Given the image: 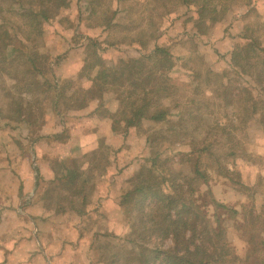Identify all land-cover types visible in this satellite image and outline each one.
<instances>
[{"label": "rangeland", "instance_id": "obj_1", "mask_svg": "<svg viewBox=\"0 0 264 264\" xmlns=\"http://www.w3.org/2000/svg\"><path fill=\"white\" fill-rule=\"evenodd\" d=\"M9 4L0 0V23L8 33L0 50V264H139L134 210L120 207V197L125 178L155 154L183 174L198 162L207 176L200 187L208 213H220L214 201L229 206L220 214L226 242L243 257L249 214L264 211V106L246 120L242 105L236 113L232 103L240 88L264 100V77L260 83L252 73L240 74L230 57L242 49L264 69V0H205L199 9L184 0ZM156 46L166 48L173 62L165 77L171 95L162 100L166 118L155 122L148 113L130 128L117 123L125 157L112 162L117 151L108 148L106 172L81 206L65 175L90 161L80 147L88 145L96 123L82 124L85 116L73 111L87 98L71 94L82 97L100 68L88 69L87 62L99 58L107 68L126 71L130 60ZM126 89L116 85L104 99L126 95ZM181 152L191 155L181 162ZM229 171L247 187H234ZM46 190L49 196H43ZM170 244L168 238L165 246ZM113 254L116 263H109Z\"/></svg>", "mask_w": 264, "mask_h": 264}, {"label": "trees", "instance_id": "obj_2", "mask_svg": "<svg viewBox=\"0 0 264 264\" xmlns=\"http://www.w3.org/2000/svg\"><path fill=\"white\" fill-rule=\"evenodd\" d=\"M4 1H8L9 5H12L14 1L21 2V5H31L36 1L44 4L58 0ZM184 1L195 5L198 9L203 7L200 4L201 1L205 3V0ZM28 11L32 9L28 8ZM7 34L4 25L0 23V50L6 48ZM251 46L252 43L247 44L248 48ZM259 50L264 53V48ZM242 52V49L232 50L230 57L232 67L238 69L240 74L252 73L254 79L261 83L264 69L258 68L246 56H242ZM148 61H152L151 66L147 63ZM87 63L88 69L93 66L100 68L90 79L92 85L83 90L82 97L76 96L77 92H73L72 97L75 99L101 97L104 92L116 85L125 84L126 95L121 92L117 98L121 103L119 116L122 121L128 125L138 123L148 113H150V119L155 122L166 118L167 113L162 110V100L171 95V87L165 77L173 66L171 54L166 48L156 46L148 54L130 60L129 67L126 69L127 73L125 70L105 67L99 58ZM209 72L214 76H219L216 72L211 70ZM143 75L147 78L146 83L142 81ZM237 96L235 103H232L235 105L234 111L240 112L239 105L241 104L246 120L257 117L258 104L264 106V100L255 99L247 88H240ZM262 124H264L263 121ZM212 128L210 127L208 132ZM107 151L108 147L105 145L92 150L82 156L89 158L88 163L76 164L66 171L65 177L72 185L73 194L81 197V206H85L87 202L86 191L94 189L96 180L103 177L106 172L109 163ZM181 154L180 161L184 162L186 157H190L188 155H191V152H181ZM228 154L229 156L235 155L233 151ZM214 161L215 164L220 162L218 158ZM145 162H147L145 166L125 180L119 204L120 207L127 206L126 209L134 210L135 222L132 235L134 238L140 237V242H138L140 245L139 264H264V211L262 215L249 214V219L246 221V227H250L249 230L247 228L249 231L248 248L244 256L239 258L229 250L225 228L222 226L223 220L220 216L224 210L230 211V208L224 203L214 201V208L219 209L220 213L215 212L216 214L209 215L210 203L205 202V195L200 187L202 182L206 183L207 176L203 169L199 168L198 162H194V168H191L190 174L169 170L166 160H162L159 154L147 157ZM153 173H158L160 177L156 178ZM228 177L234 187L239 189L247 187L233 176L232 171L228 172ZM48 192L49 190H46L43 196H49ZM52 207L51 202L46 206L48 209ZM81 209L76 208L78 211H82ZM255 226L258 227L255 228ZM153 237L157 239L155 245L152 244ZM168 238L171 244L165 246ZM114 257L113 254L109 263H116Z\"/></svg>", "mask_w": 264, "mask_h": 264}, {"label": "crops", "instance_id": "obj_3", "mask_svg": "<svg viewBox=\"0 0 264 264\" xmlns=\"http://www.w3.org/2000/svg\"><path fill=\"white\" fill-rule=\"evenodd\" d=\"M92 75L94 76V74ZM93 76H91V78ZM104 95L105 93L101 95V97L87 98L86 101L80 100L81 105L78 104V109L76 111H73L76 115L85 116L81 119L82 124H84L85 122L87 124L96 123L93 129L90 131V134H88L90 135L87 138L88 145H85L84 148L80 147L82 148L80 149V153H82L83 155L89 153L90 150L97 149L100 142H103V144L110 150L117 151L116 156L112 157V162L114 157L117 158V162H122V158L125 157L122 146L125 136L123 135V133H121L120 128H118L117 126L121 125L130 128L133 126V124L128 125L122 120H117L116 116L119 111V104L117 102V99L114 97L113 99H109V102H107L106 99H104ZM128 134L133 136V129H130V132H128ZM134 135L136 134L134 133ZM76 149L78 150L79 148ZM130 167L132 166L129 165L128 169ZM120 169L122 170V168ZM128 169L124 168L123 173H128ZM125 179L127 180L128 176Z\"/></svg>", "mask_w": 264, "mask_h": 264}]
</instances>
